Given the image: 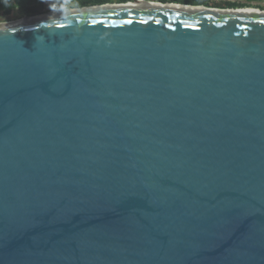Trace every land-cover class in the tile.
Here are the masks:
<instances>
[{
  "label": "water",
  "instance_id": "95a60500",
  "mask_svg": "<svg viewBox=\"0 0 264 264\" xmlns=\"http://www.w3.org/2000/svg\"><path fill=\"white\" fill-rule=\"evenodd\" d=\"M261 20L138 0L0 25V264H264Z\"/></svg>",
  "mask_w": 264,
  "mask_h": 264
},
{
  "label": "trees",
  "instance_id": "16d2710c",
  "mask_svg": "<svg viewBox=\"0 0 264 264\" xmlns=\"http://www.w3.org/2000/svg\"><path fill=\"white\" fill-rule=\"evenodd\" d=\"M50 0H0V13L10 15L13 11L18 10L21 17H39L47 11L46 4ZM62 4L61 9L73 10L107 5H126L138 2V0H56ZM160 4H178L184 6L198 5L197 0H159Z\"/></svg>",
  "mask_w": 264,
  "mask_h": 264
},
{
  "label": "flooded vegetation",
  "instance_id": "af4514ba",
  "mask_svg": "<svg viewBox=\"0 0 264 264\" xmlns=\"http://www.w3.org/2000/svg\"><path fill=\"white\" fill-rule=\"evenodd\" d=\"M197 2L198 5L191 6H202L219 10L253 9L264 11V0H243V2L242 0H197Z\"/></svg>",
  "mask_w": 264,
  "mask_h": 264
},
{
  "label": "rangeland",
  "instance_id": "374dc122",
  "mask_svg": "<svg viewBox=\"0 0 264 264\" xmlns=\"http://www.w3.org/2000/svg\"><path fill=\"white\" fill-rule=\"evenodd\" d=\"M148 2L160 3L159 0H148ZM242 2H243V0H242ZM46 7H47L48 13H46L45 15L52 14L53 12H55L56 8L58 10H61V11L67 10V9H65V10L61 9L62 4L56 2V0H50V2H48L46 4ZM25 18H27V17H21L20 12L18 10L13 11L10 15H5L4 13H0V25L7 24V23L20 22L21 20H23Z\"/></svg>",
  "mask_w": 264,
  "mask_h": 264
},
{
  "label": "snow or ice",
  "instance_id": "6c2138e0",
  "mask_svg": "<svg viewBox=\"0 0 264 264\" xmlns=\"http://www.w3.org/2000/svg\"><path fill=\"white\" fill-rule=\"evenodd\" d=\"M109 14H111V13H109ZM260 23H261V24H264V20H261Z\"/></svg>",
  "mask_w": 264,
  "mask_h": 264
},
{
  "label": "bare ground",
  "instance_id": "6f19581e",
  "mask_svg": "<svg viewBox=\"0 0 264 264\" xmlns=\"http://www.w3.org/2000/svg\"><path fill=\"white\" fill-rule=\"evenodd\" d=\"M132 6H135V5H132ZM138 6H144V5L141 4V5H138Z\"/></svg>",
  "mask_w": 264,
  "mask_h": 264
},
{
  "label": "built area",
  "instance_id": "2783aa9c",
  "mask_svg": "<svg viewBox=\"0 0 264 264\" xmlns=\"http://www.w3.org/2000/svg\"><path fill=\"white\" fill-rule=\"evenodd\" d=\"M152 3H155V4H160V3H156V2H152Z\"/></svg>",
  "mask_w": 264,
  "mask_h": 264
}]
</instances>
